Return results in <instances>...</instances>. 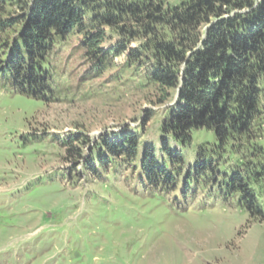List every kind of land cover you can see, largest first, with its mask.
<instances>
[{"label":"trees","instance_id":"obj_1","mask_svg":"<svg viewBox=\"0 0 264 264\" xmlns=\"http://www.w3.org/2000/svg\"><path fill=\"white\" fill-rule=\"evenodd\" d=\"M73 36L96 76L116 69L121 87L161 106L100 137L89 169L130 159L153 188L202 181L263 217L264 0H0V80L55 98L51 54ZM87 141L62 142L78 153Z\"/></svg>","mask_w":264,"mask_h":264},{"label":"rangeland","instance_id":"obj_2","mask_svg":"<svg viewBox=\"0 0 264 264\" xmlns=\"http://www.w3.org/2000/svg\"><path fill=\"white\" fill-rule=\"evenodd\" d=\"M51 59L55 98L0 80V264H264V215L239 197L202 181L153 188L130 159L89 169L100 137L161 106L154 92L121 87L116 69L96 76L77 36ZM76 132L88 138L78 153L62 142ZM203 132L195 142L213 140Z\"/></svg>","mask_w":264,"mask_h":264}]
</instances>
